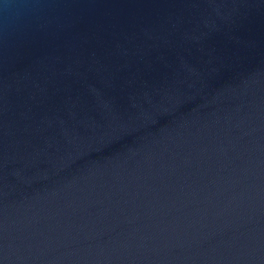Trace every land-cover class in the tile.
Listing matches in <instances>:
<instances>
[{
    "label": "water",
    "instance_id": "95a60500",
    "mask_svg": "<svg viewBox=\"0 0 264 264\" xmlns=\"http://www.w3.org/2000/svg\"><path fill=\"white\" fill-rule=\"evenodd\" d=\"M0 264H264V0H0Z\"/></svg>",
    "mask_w": 264,
    "mask_h": 264
}]
</instances>
